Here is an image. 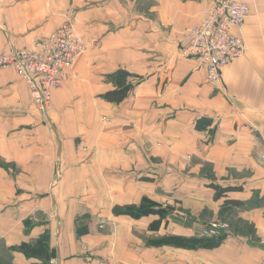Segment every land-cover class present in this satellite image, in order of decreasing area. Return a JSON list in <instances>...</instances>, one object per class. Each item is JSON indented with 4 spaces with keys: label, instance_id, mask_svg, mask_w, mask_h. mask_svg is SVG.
<instances>
[{
    "label": "crops",
    "instance_id": "crops-1",
    "mask_svg": "<svg viewBox=\"0 0 264 264\" xmlns=\"http://www.w3.org/2000/svg\"><path fill=\"white\" fill-rule=\"evenodd\" d=\"M246 1L215 87L184 55L205 0H0V53L68 19L85 46L47 117L0 70V264H264V0ZM119 70L135 87L107 103ZM211 223L222 243L194 244Z\"/></svg>",
    "mask_w": 264,
    "mask_h": 264
},
{
    "label": "built area",
    "instance_id": "built-area-1",
    "mask_svg": "<svg viewBox=\"0 0 264 264\" xmlns=\"http://www.w3.org/2000/svg\"><path fill=\"white\" fill-rule=\"evenodd\" d=\"M205 1L211 9L204 22L189 32L184 55L196 59L209 84L219 87L223 69L246 51L244 39L233 31L244 30L250 5L246 0ZM84 51L85 46L68 19L35 50L1 52L0 70H15L37 110L47 117L54 93L64 87ZM222 232H229L226 224L211 223L199 230V236L215 238Z\"/></svg>",
    "mask_w": 264,
    "mask_h": 264
},
{
    "label": "trees",
    "instance_id": "trees-1",
    "mask_svg": "<svg viewBox=\"0 0 264 264\" xmlns=\"http://www.w3.org/2000/svg\"><path fill=\"white\" fill-rule=\"evenodd\" d=\"M131 77V75L123 70H119L116 73L108 76V79L111 83H113L117 89L111 92L106 93L105 95L101 96V99L104 100L107 103H115V104H121L123 103L130 93L134 89V85L128 83V79ZM212 187L217 191V199H221L226 193L234 191L235 189H223L219 186L212 185ZM228 206H236L237 208H242L245 207V203L241 202H235V201H226L224 208ZM137 217H142L143 213L138 211L135 213ZM227 234L221 233L220 236L215 237V238H202L199 240L193 241L195 243H199L203 247H210V246H218L220 243H222L223 239L225 238ZM46 242L44 244H48L49 238L46 237ZM48 241V242H47ZM166 242V241H164ZM173 245H178V246H185L187 243L186 239H176L174 241H168ZM46 244V245H47ZM160 245V241H152L149 242V245ZM192 246V245H191Z\"/></svg>",
    "mask_w": 264,
    "mask_h": 264
},
{
    "label": "rangeland",
    "instance_id": "rangeland-1",
    "mask_svg": "<svg viewBox=\"0 0 264 264\" xmlns=\"http://www.w3.org/2000/svg\"><path fill=\"white\" fill-rule=\"evenodd\" d=\"M30 93V92H29ZM30 97H31V95H30ZM32 100V99H31ZM33 102V101H32ZM34 104V103H33ZM35 105V104H34ZM36 107V106H35ZM83 151H84V149H83ZM85 152V151H84ZM154 240H156V239H154ZM149 242V241H148ZM149 244V243H148Z\"/></svg>",
    "mask_w": 264,
    "mask_h": 264
}]
</instances>
